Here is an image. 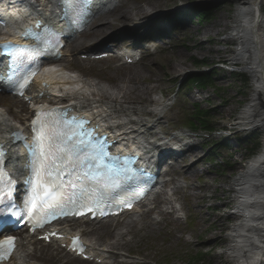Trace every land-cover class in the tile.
Wrapping results in <instances>:
<instances>
[{
    "label": "bare ground",
    "instance_id": "6f19581e",
    "mask_svg": "<svg viewBox=\"0 0 264 264\" xmlns=\"http://www.w3.org/2000/svg\"><path fill=\"white\" fill-rule=\"evenodd\" d=\"M227 1L237 3L239 6L236 15L231 17L228 22H219V28L208 29L206 32L217 36L226 33L228 37L225 42L235 44L238 47L234 51V56L227 63L233 69H241L251 77L254 95L253 99L250 98L252 100L245 106L244 113L236 121L227 123L226 127L243 132L263 131L264 133V0ZM116 3L104 8V17L94 23L97 25L96 29L84 34L70 47L75 50H83L85 49L84 43L87 42L91 48L101 49L103 43L112 38L117 39V35L128 32L129 27L134 31H140L146 27L152 29L158 19L167 15L163 10L161 11L164 5L160 0H139L125 7L121 1L122 11L120 12L117 11L120 4ZM42 6L45 9V18L54 22L52 1L46 0ZM197 6H204V3H198ZM187 9L191 8L187 7ZM181 46L180 44L177 47ZM104 53H107V50ZM218 54L223 59L224 55ZM179 58H182V53L173 55L171 52H166L161 62L156 57L151 59L156 66L155 68L134 65L123 67L121 68L122 71L113 69L112 72L109 71V73L99 76L98 81L88 79L87 75L81 71L88 65L100 61L90 62L73 59L66 65L56 64L57 69L54 68V71L47 70L44 76L53 85L51 102L67 103L73 109L85 111L95 123L108 127L112 135L134 137L142 153H145L156 146L155 150L159 151L158 148L167 144L169 140V137H166L163 132L165 125L163 118L155 120V117L160 116L167 106L162 98L155 96L162 90L161 83L164 75L170 72H174L175 77L186 75V70L178 61ZM125 68H130V71H126ZM73 69L74 71L71 72ZM120 73L122 76L119 83L112 84L111 79L115 74ZM40 91L41 89L37 91L33 87L30 93L37 96ZM20 106V112L11 109L14 112L11 115L13 119L5 118L3 112L0 111V118L3 119L0 122V138H4L7 130L24 125L25 115L22 114L25 112L22 109L24 104L20 103ZM150 107H156V109H149ZM227 108L230 116H232L235 108L229 104ZM149 120H152L151 126L146 124ZM173 141L184 142L179 135L174 136ZM181 146L185 147L186 150L179 158L178 166L171 168L172 179L165 182L168 189L157 199L158 207L154 213L157 217L176 216L183 212V209L179 211L176 207L181 192L189 193L191 199L198 206L206 199V195L202 193L210 188L209 184L199 188L192 187L189 183L186 187L180 185L178 178L181 174L187 175L186 182H188V177H200V173L195 171L200 160L196 159L197 162L188 167L184 165L191 158H198L199 153L193 152L197 145L183 143ZM261 149L260 154L251 160L247 166L240 165L242 171L236 178L226 183L227 192L235 194L234 200L228 206H232L236 210L235 213L228 216L239 222L230 228V233L226 238L230 246L223 253L232 264H264V143ZM159 152L165 154L169 151ZM151 157L155 156L152 155ZM183 157L185 158L182 163L180 160ZM151 214H143L138 218H133L129 214L124 219H108L102 223H88L86 228L79 233L103 237L106 242H110L109 247L98 246L93 242H87V244L89 252L95 258L102 260L105 264H113L112 260L116 257L125 258L119 251L128 249L143 230H150L159 225L157 220L151 219ZM59 226L64 230L68 229V224ZM220 226L222 229H226L224 224H220ZM25 236V234H21L19 241L17 252V255H20L19 259L23 257L31 259L32 255L50 259L54 257L55 251H58L55 245H47L37 241L31 244L32 239L28 240L26 247H22ZM83 238L87 241L86 236ZM171 239L177 240L175 236H172ZM210 241H216V237H211L203 244L210 243ZM64 256L70 259V264L87 263L78 259L75 260L66 253Z\"/></svg>",
    "mask_w": 264,
    "mask_h": 264
},
{
    "label": "rangeland",
    "instance_id": "374dc122",
    "mask_svg": "<svg viewBox=\"0 0 264 264\" xmlns=\"http://www.w3.org/2000/svg\"><path fill=\"white\" fill-rule=\"evenodd\" d=\"M138 1L125 0L123 7ZM160 1L164 5L161 11L163 10L167 15L158 19L152 29L146 27L140 31H134L129 27L128 32L117 35V39L112 38L103 43L101 49H93L87 42L84 43L83 50L69 48L66 52L69 58L63 64L72 62L75 56L78 58L81 55L86 56L92 50L93 52L101 51L113 44L139 48L144 60L137 67L145 65L155 68L151 61L153 57L161 62L166 52H171L173 55L182 53V58L178 61L186 70V75L175 77V73L170 72L162 77V90L155 97L162 98L167 107L160 116L155 117V120L163 118L165 123L163 132L169 139L177 135L180 137L186 135L187 138L183 143L197 145L193 152L199 153L198 158H191L184 165L188 167L200 160L195 168V171L200 173V177H188L186 182L187 175L181 174L178 178L180 185L186 187L189 183L192 187L199 188L209 184L210 188L202 193L206 195V199L198 206L189 193L181 192L176 207L183 209V212L176 216L161 217L162 222L158 226L143 230L128 249L119 251L125 256L124 259L116 257L112 263L232 264L223 253L230 246L226 239L230 228L239 222L228 216L236 210L228 206L234 200L235 194L227 192L226 183L236 178L242 171L240 165L247 166L260 154L264 143V133L263 131L243 132L226 127L227 123L236 121L244 113L245 106L253 99L254 87L251 85V77L248 74L241 69H233L227 63L234 56V51L238 49L235 44L225 42L228 34L217 36L206 31L219 28V22H228L236 15L239 6L227 0ZM198 3H204V6L198 7ZM183 7L191 8L188 9L191 11L187 13L188 19H185L184 23L172 26V23L186 11ZM203 13H208L209 17H202ZM96 26L95 24L89 32L96 29ZM180 44L182 46L177 47ZM78 52L79 55H77ZM218 53L224 55L223 59ZM120 63V60L98 62L88 65L81 72L89 79L98 81L99 76L113 69L122 71L121 68H117ZM125 69L130 71V68ZM73 71L74 69L71 72ZM159 72L162 73L160 70ZM196 74H211L214 77L213 85L202 89L191 83V79ZM121 76V73L115 74L111 79L112 84H118ZM228 104L235 108L232 116L229 114ZM0 107L13 115L15 110L20 112L21 106L8 96H0ZM22 109L25 111L22 114L27 121V111L25 108ZM149 109H156V107ZM198 111L208 113L210 116L212 124L210 134L191 127L192 116ZM184 158L180 162L183 163ZM170 163L178 166V161L171 160ZM220 224H224L226 229H222ZM85 228L86 226H80L81 231ZM84 236L87 237L88 242L109 247L110 242H106L103 237L92 234H84ZM172 236H175L177 240H172ZM211 237H216V241L203 244ZM61 252L62 250L58 249L54 257L50 259L32 255L30 260L41 264H70V259L65 258Z\"/></svg>",
    "mask_w": 264,
    "mask_h": 264
},
{
    "label": "snow or ice",
    "instance_id": "6c2138e0",
    "mask_svg": "<svg viewBox=\"0 0 264 264\" xmlns=\"http://www.w3.org/2000/svg\"><path fill=\"white\" fill-rule=\"evenodd\" d=\"M74 0H62L65 7ZM85 3L89 5V8L85 13L80 16H73V24L80 25L88 15H91L92 0H85ZM5 50L10 49L13 46L2 45L0 46ZM17 51L27 52L28 49L17 48ZM27 59V57H25ZM47 115V114H46ZM34 122V129L37 133L36 147L40 152L41 165L39 166L35 175V187L33 189V196L29 203L31 205L30 211H36L37 201L41 209H51V214L56 215L55 210L63 209L75 206L80 201L91 196L95 193L97 202L110 192H118L123 187V181L121 179V171L116 167L115 163H109L112 160L111 157L106 158L102 148L95 149L93 153L85 155L88 151L87 145H84L83 139L79 140L78 144H64L57 150V146L61 143V140L73 141L74 137L70 132H64L60 136L53 137L49 133L44 131L45 125L48 121H40V116L37 115ZM75 122V121H74ZM86 123V122H85ZM51 127V125H49ZM85 135H91L81 132L80 137ZM45 144L47 145L45 147ZM83 156V159L81 157ZM67 159L70 165H82L83 168L88 169L77 173L75 180H70L65 184L63 179L58 176L55 169L60 167L61 161ZM95 169L92 173L91 170ZM91 174L92 184L90 188L87 185H82V180L88 178ZM65 176L68 173L64 174ZM3 204V200L0 199V205ZM8 209H12L11 212ZM92 209L89 208V211ZM25 213L21 212L17 206L9 203L8 206L0 207V235L3 234V230L9 225L12 218L19 220ZM74 214L82 215L83 212H76ZM7 217V218H6ZM42 226V225H40ZM76 241H74L75 243ZM15 238L9 237L0 241V258L6 253L14 250Z\"/></svg>",
    "mask_w": 264,
    "mask_h": 264
},
{
    "label": "trees",
    "instance_id": "16d2710c",
    "mask_svg": "<svg viewBox=\"0 0 264 264\" xmlns=\"http://www.w3.org/2000/svg\"><path fill=\"white\" fill-rule=\"evenodd\" d=\"M201 15L202 17H206V18L209 17L208 13H203ZM191 83L197 85L202 89H206L208 88V86L213 85L214 77L211 74H196L194 78L191 79ZM190 125L192 126V128H195L196 130L199 129L204 133L206 132L210 134L212 132L210 131L212 124L208 113H203L201 111H198L197 113L193 114L192 121H190Z\"/></svg>",
    "mask_w": 264,
    "mask_h": 264
}]
</instances>
